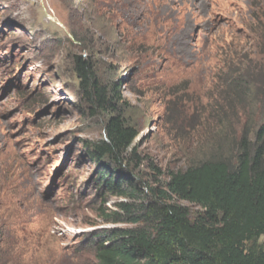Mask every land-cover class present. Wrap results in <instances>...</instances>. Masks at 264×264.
<instances>
[{
	"label": "rangeland",
	"instance_id": "obj_1",
	"mask_svg": "<svg viewBox=\"0 0 264 264\" xmlns=\"http://www.w3.org/2000/svg\"><path fill=\"white\" fill-rule=\"evenodd\" d=\"M76 55L121 81L138 183L234 163L264 123V0H0V264H97L103 231L140 226L108 220L125 198L100 187L88 147L105 114L82 99Z\"/></svg>",
	"mask_w": 264,
	"mask_h": 264
},
{
	"label": "trees",
	"instance_id": "obj_2",
	"mask_svg": "<svg viewBox=\"0 0 264 264\" xmlns=\"http://www.w3.org/2000/svg\"><path fill=\"white\" fill-rule=\"evenodd\" d=\"M74 64L82 99L92 114H105V138L88 147L101 168L100 187L125 198L118 203L125 213L115 212L121 217L108 220L140 224L103 231L95 244L97 264H264V123L253 141L245 131L234 163L209 159L170 172L158 186L144 185L123 171V165L136 160L133 144L139 131L125 118L121 81L110 89L83 55H76ZM253 76L243 71L234 83L243 88ZM179 200L204 212L194 218Z\"/></svg>",
	"mask_w": 264,
	"mask_h": 264
}]
</instances>
